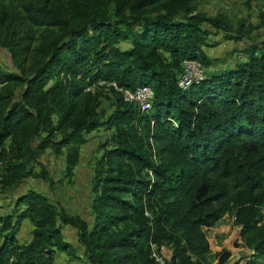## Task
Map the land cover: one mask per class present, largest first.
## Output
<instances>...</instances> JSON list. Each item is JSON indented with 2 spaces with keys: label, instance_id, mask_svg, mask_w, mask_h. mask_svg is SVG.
<instances>
[{
  "label": "trees",
  "instance_id": "trees-1",
  "mask_svg": "<svg viewBox=\"0 0 264 264\" xmlns=\"http://www.w3.org/2000/svg\"><path fill=\"white\" fill-rule=\"evenodd\" d=\"M196 1L69 0L64 15L53 2L29 10L31 24L51 35L27 72L0 69L4 189L28 177L47 182L48 150L71 179L87 136L112 132L93 168L90 221L29 189L0 210V264H54V252L69 249L66 226L86 264H155L152 246L172 248L168 264H207L203 229L229 213L252 251L248 264H264V37L203 15ZM220 32L244 42L242 60L180 90L182 61L211 67L203 49ZM97 82L148 86L152 108L139 116L110 87L106 114L86 91ZM23 221L32 227L26 244L16 240ZM219 256L226 264L229 253Z\"/></svg>",
  "mask_w": 264,
  "mask_h": 264
},
{
  "label": "rangeland",
  "instance_id": "rangeland-1",
  "mask_svg": "<svg viewBox=\"0 0 264 264\" xmlns=\"http://www.w3.org/2000/svg\"><path fill=\"white\" fill-rule=\"evenodd\" d=\"M69 0H6L0 4V69L10 72L19 70L28 71L34 62L36 50L40 45L49 41L51 35L46 29L36 27L29 21V10L33 7H41L45 2L51 5L53 2L60 8L64 15L67 12ZM197 10L206 16H222L229 24L238 26L240 22L245 23L248 36L253 39L264 37V0H198L195 3ZM263 23V24H261ZM262 26L260 29H255ZM224 33L213 35L208 38L210 47L204 48L205 54L216 62L211 67L204 69L213 72L222 67L232 66L236 61H241V50L244 48L243 41L234 42L224 40ZM125 44H120L123 47ZM16 52L13 56L12 52ZM86 91L96 93L99 110L108 114L111 110V102L114 95L111 88L97 82ZM1 94H7V90H1ZM112 130L98 129L87 136V143L81 147L80 162L74 170L71 179L63 177V158L54 155L49 150L42 157L47 182L41 179L28 177L22 182L3 187V173L0 171V207L1 211H11L16 197L24 194L29 189L42 192L52 199L63 211L72 216L90 221V181L93 176V168L96 160L101 154L100 145L108 139ZM7 145V144H6ZM39 172V169L36 168ZM21 230L16 236L19 243L26 244L32 238V227L28 221H23ZM209 244V254L206 256L207 264H218L219 255L222 252L229 253L226 264H248L252 251L245 245L241 235V228L236 225L233 214L225 215L216 226L203 229ZM65 241L69 249L54 252V264H86L81 250L77 249L75 230L66 227L63 230ZM77 250H71V249ZM163 257L165 263L169 262L172 251L170 246H165ZM70 253V254H69Z\"/></svg>",
  "mask_w": 264,
  "mask_h": 264
},
{
  "label": "built area",
  "instance_id": "built-area-1",
  "mask_svg": "<svg viewBox=\"0 0 264 264\" xmlns=\"http://www.w3.org/2000/svg\"><path fill=\"white\" fill-rule=\"evenodd\" d=\"M203 77L204 69L201 63L193 59H185L181 63V74L177 80V87L182 91H186L201 81ZM100 83L107 87H113L115 91L119 92L125 102L132 104L137 109L139 116L147 114L151 110L154 95L150 87L142 86L130 91L118 88L114 83ZM165 249V246H161L160 248L152 246L150 257L155 264H168V262L165 263L163 257Z\"/></svg>",
  "mask_w": 264,
  "mask_h": 264
},
{
  "label": "crops",
  "instance_id": "crops-1",
  "mask_svg": "<svg viewBox=\"0 0 264 264\" xmlns=\"http://www.w3.org/2000/svg\"><path fill=\"white\" fill-rule=\"evenodd\" d=\"M2 207L5 209L4 211L6 212V211H7L6 208H5L4 206H2ZM21 227H22V226H21ZM66 227H69V226H66ZM66 227H64V228H66ZM64 228H63V230H64ZM70 228H71V227H70ZM72 229H73V228H72ZM20 230H21V229H20ZM63 230H62V233H63ZM73 230H74V229H73ZM19 232H20V231H19ZM75 232H76V231H75ZM18 234H19V233H18ZM63 237H64V240H65V235H64V233H63ZM75 238H76V234H75ZM169 255L171 256V252H168V256H169Z\"/></svg>",
  "mask_w": 264,
  "mask_h": 264
}]
</instances>
